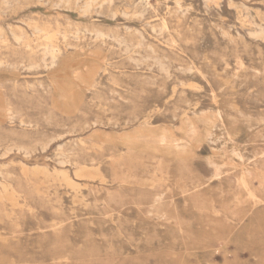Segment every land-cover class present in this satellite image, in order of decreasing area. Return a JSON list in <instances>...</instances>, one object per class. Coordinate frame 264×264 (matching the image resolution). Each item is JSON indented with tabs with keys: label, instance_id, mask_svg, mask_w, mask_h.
I'll use <instances>...</instances> for the list:
<instances>
[{
	"label": "rangeland",
	"instance_id": "374dc122",
	"mask_svg": "<svg viewBox=\"0 0 264 264\" xmlns=\"http://www.w3.org/2000/svg\"><path fill=\"white\" fill-rule=\"evenodd\" d=\"M0 264H264V0H0Z\"/></svg>",
	"mask_w": 264,
	"mask_h": 264
},
{
	"label": "bare ground",
	"instance_id": "6f19581e",
	"mask_svg": "<svg viewBox=\"0 0 264 264\" xmlns=\"http://www.w3.org/2000/svg\"><path fill=\"white\" fill-rule=\"evenodd\" d=\"M115 87V86H114Z\"/></svg>",
	"mask_w": 264,
	"mask_h": 264
}]
</instances>
